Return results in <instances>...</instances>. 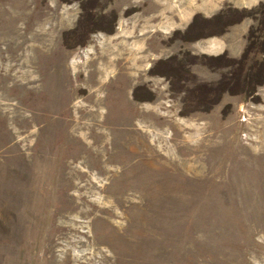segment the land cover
<instances>
[{"label":"rangeland","instance_id":"1","mask_svg":"<svg viewBox=\"0 0 264 264\" xmlns=\"http://www.w3.org/2000/svg\"><path fill=\"white\" fill-rule=\"evenodd\" d=\"M195 2L0 0V264H264V2Z\"/></svg>","mask_w":264,"mask_h":264},{"label":"crops","instance_id":"2","mask_svg":"<svg viewBox=\"0 0 264 264\" xmlns=\"http://www.w3.org/2000/svg\"><path fill=\"white\" fill-rule=\"evenodd\" d=\"M226 1H231L232 3H234L235 7H245V8L259 6L264 2V0H237V2L235 0H226ZM218 3H219V0H206L205 5H204V3L197 0V2H195V5L197 6V9H198L197 11L200 12V14L197 17L201 16V18H204V20L211 21L217 15L214 13L219 10V9L217 10L216 8ZM222 25L225 26L226 23L224 22ZM207 30H212V27L209 26L208 28H206V30H204V32L207 33ZM214 49H217V48H214Z\"/></svg>","mask_w":264,"mask_h":264},{"label":"trees","instance_id":"3","mask_svg":"<svg viewBox=\"0 0 264 264\" xmlns=\"http://www.w3.org/2000/svg\"><path fill=\"white\" fill-rule=\"evenodd\" d=\"M261 6L262 8H264V4ZM254 41L255 42L251 45L252 50H254L255 46L256 47L258 46L257 47V49L259 50L258 52L261 53L260 55H264V33H263V36H259V38H255ZM219 59L226 60L227 57L223 55V56H220ZM248 77L254 78L253 82H251L250 84L251 89L252 87L254 88L256 84H257V87L259 85L264 84V82H260V84L258 82L257 83L254 82V81H257L258 78H261V77L264 78V60L256 63V65L251 69V73H249ZM252 91L256 93V88H254Z\"/></svg>","mask_w":264,"mask_h":264},{"label":"bare ground","instance_id":"4","mask_svg":"<svg viewBox=\"0 0 264 264\" xmlns=\"http://www.w3.org/2000/svg\"><path fill=\"white\" fill-rule=\"evenodd\" d=\"M111 63V62H110Z\"/></svg>","mask_w":264,"mask_h":264}]
</instances>
